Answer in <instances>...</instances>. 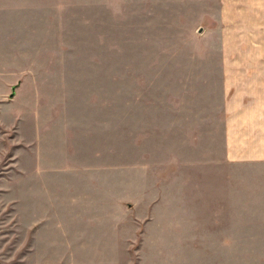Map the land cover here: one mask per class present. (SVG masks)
Returning <instances> with one entry per match:
<instances>
[{"label": "rangeland", "instance_id": "rangeland-1", "mask_svg": "<svg viewBox=\"0 0 264 264\" xmlns=\"http://www.w3.org/2000/svg\"><path fill=\"white\" fill-rule=\"evenodd\" d=\"M215 8L0 0V264H264V161L226 159L220 75L264 36Z\"/></svg>", "mask_w": 264, "mask_h": 264}, {"label": "crops", "instance_id": "crops-1", "mask_svg": "<svg viewBox=\"0 0 264 264\" xmlns=\"http://www.w3.org/2000/svg\"><path fill=\"white\" fill-rule=\"evenodd\" d=\"M228 15V29H253L250 43L264 36V0H213ZM214 10H217V9ZM228 36V41L238 37ZM239 36L237 42H242ZM262 41V40H261ZM264 42V41H263ZM250 60L264 59L259 53ZM223 77L224 142L226 159L264 161V67L228 68Z\"/></svg>", "mask_w": 264, "mask_h": 264}, {"label": "water", "instance_id": "water-1", "mask_svg": "<svg viewBox=\"0 0 264 264\" xmlns=\"http://www.w3.org/2000/svg\"><path fill=\"white\" fill-rule=\"evenodd\" d=\"M14 95H15V93H13L11 97H14Z\"/></svg>", "mask_w": 264, "mask_h": 264}]
</instances>
